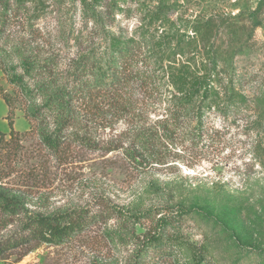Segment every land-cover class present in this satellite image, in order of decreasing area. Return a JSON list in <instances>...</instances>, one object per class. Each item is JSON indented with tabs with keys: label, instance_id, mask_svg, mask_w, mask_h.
<instances>
[{
	"label": "rangeland",
	"instance_id": "rangeland-1",
	"mask_svg": "<svg viewBox=\"0 0 264 264\" xmlns=\"http://www.w3.org/2000/svg\"><path fill=\"white\" fill-rule=\"evenodd\" d=\"M84 1L100 5L115 35H143L152 45L168 40L171 49H183L182 59L199 53L197 65L208 52L233 57L245 76L239 92L248 108L208 116L213 142L192 152V165L140 174L120 153L72 147L64 158L53 156L30 131L22 91L0 66V184L19 191L33 214L108 211L100 209L106 201L130 213L180 203L187 207L181 221L186 242L163 264H264V0H112L113 7L111 0H18L21 7L11 9L5 35L40 54L57 53L64 64L78 50L66 40L84 31ZM188 37H195L190 46L184 44ZM3 217L0 239L20 227ZM114 224L107 219L64 244H42L24 256L25 249L8 252L0 264H123L127 254L110 248L105 236Z\"/></svg>",
	"mask_w": 264,
	"mask_h": 264
},
{
	"label": "trees",
	"instance_id": "trees-1",
	"mask_svg": "<svg viewBox=\"0 0 264 264\" xmlns=\"http://www.w3.org/2000/svg\"><path fill=\"white\" fill-rule=\"evenodd\" d=\"M19 4L0 0V66L22 91L30 131L56 158L78 147L120 153L140 174L167 172L180 162L192 165L196 159L192 152L213 142L207 127L212 112L226 116L248 108L249 100L239 92L245 76L236 71L233 57L228 61L208 52L197 65L199 53L182 59L183 49H171L168 40L152 45L143 35H115L100 5L84 1L80 10L84 31L66 40L78 50L62 64L57 53L40 54L28 43H10L5 35L9 13ZM192 31L198 35L199 28L192 26ZM194 41L188 37L184 44ZM8 125L12 136L13 121ZM4 135L0 132V142ZM24 207L19 191L0 184V213L5 216L1 221L20 223L16 232L0 239L2 260L8 252L25 249L24 256L42 244H64L110 218L115 224L105 229V236L110 248L127 254L123 264H163L186 242L181 221L187 207L180 203L138 213L107 201L100 209L108 211L96 213L73 208L45 215ZM145 221L148 224L138 231L137 225Z\"/></svg>",
	"mask_w": 264,
	"mask_h": 264
}]
</instances>
